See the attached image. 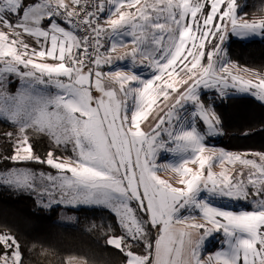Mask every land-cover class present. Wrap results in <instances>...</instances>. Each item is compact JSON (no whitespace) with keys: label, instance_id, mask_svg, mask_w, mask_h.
<instances>
[{"label":"snow or ice","instance_id":"obj_1","mask_svg":"<svg viewBox=\"0 0 264 264\" xmlns=\"http://www.w3.org/2000/svg\"><path fill=\"white\" fill-rule=\"evenodd\" d=\"M244 6L0 0V120L15 128L0 187L35 194L45 208L109 211L120 231L106 245L124 264H264V151L209 147L220 117L201 99L206 89L264 102V73L240 69L223 47L229 34L264 37V18L238 15ZM37 137L49 141L43 155ZM216 233L221 247L202 255ZM24 255L0 232V264H24Z\"/></svg>","mask_w":264,"mask_h":264},{"label":"trees","instance_id":"obj_2","mask_svg":"<svg viewBox=\"0 0 264 264\" xmlns=\"http://www.w3.org/2000/svg\"><path fill=\"white\" fill-rule=\"evenodd\" d=\"M245 5L239 15L264 16V0H238ZM229 58L239 65L264 70V38L244 40L234 35L228 42ZM15 90V88H14ZM220 117L225 135L212 142L234 151H264V102L250 95H229L209 98ZM15 132L9 123L0 120V154H11L6 133ZM247 133V134H246ZM36 150L43 155L49 150L46 137H37ZM45 168L43 165H35ZM59 207L44 208L28 193L0 187V232L8 231L20 241L24 264H65L69 255L87 260V264H124L125 257L106 245V234L120 229L113 215L103 208H81L76 225L57 221Z\"/></svg>","mask_w":264,"mask_h":264},{"label":"rangeland","instance_id":"obj_3","mask_svg":"<svg viewBox=\"0 0 264 264\" xmlns=\"http://www.w3.org/2000/svg\"><path fill=\"white\" fill-rule=\"evenodd\" d=\"M238 15H239V14H238ZM243 17H244L245 19H249V20H251V19H261V18H264V16H263V17H250V16H244V15H243ZM231 35H232V34H229L227 40L225 41V43H224V45H223L224 49L226 50V59L229 60L230 62H232V63L238 65V67H239L240 69L247 68V69H250V70H253V71H257V72L264 73V70H263V71H260V70H257V69L250 68V67H248V66H246V65H239L238 63L232 61V60L229 58V55H228V44H229V43H228V42H229V39H230V36H231ZM234 36H235V35H234ZM235 37H237V36H235ZM237 38H241V39H244V40H249V39H253V38H264V37H261V36H254V37H248V38H245V37H237ZM241 74H242V75H245V76H249V75H251V73H243V72H242ZM17 87H18V83L10 84V85L8 86L9 91H12V92H14V91L16 90ZM14 88H15V90H14ZM201 92H202V94H208L209 98H211V101H212V99L220 98V96L217 95V92H216L215 90H206V89H202ZM202 94H201V99L203 100V98H202ZM231 95H250V96H252L251 94H240V93H232ZM203 101H204V100H203ZM204 103H205V102H204ZM205 104H206V103H205ZM206 105H211V106L213 107V104H212V103H207ZM213 108H214V107H213ZM214 110H215V109H214ZM215 112H216V111H215ZM216 113H217V112H216ZM217 115H218V114H217ZM220 122H221V121H220ZM224 135H225V132H224V130L221 128V134H220V135H217V136H215V137H211V138H209V147L215 146V147H217V148H224V147H222V146H220V145H216V144H214V143L212 142V140H213L212 138H221V137L224 136ZM48 142H49V141H48ZM224 149L227 150V151H234V150H229V149H226V148H224ZM235 152H253V151H235ZM58 154L71 155L70 152H63V150H61V153H58ZM164 159H165V160L168 159V154H165V155H164ZM214 170H215V171H219L220 169H219L218 166H216V167L214 168ZM160 175L163 176V177H166V178H167V177H169V176H171V175H173V174H172V173H169V172H161ZM28 194L33 195V196L35 197L37 203L41 206V204L38 202V199H37V197H36L35 194H31V193H28ZM222 203H224V204H231V205H233L234 203H238L239 205H241L240 208H242L243 206L249 207V206H248L247 204H245L243 201H241V202H229V201H224V202H222ZM242 205H243V206H242ZM52 207H59V212H58V216H57V221L60 222V223H62V224H65V225H76V224H78V222H79V220H80V218H81L80 213H79V210H80L81 208H100V207H98V206H87V205H84V206H78V207H73L71 210H69L66 206H63V205H53ZM52 207H50V208H52ZM44 208H45V207H44ZM187 214H188V213H185V215H187ZM193 214L196 215L197 220L200 219V217H199L198 214H196V213H193ZM65 216H71V217H73V219H72L71 221H68V220L65 219ZM204 250H205V247H204ZM204 250H203L202 255L205 253Z\"/></svg>","mask_w":264,"mask_h":264},{"label":"crops","instance_id":"obj_4","mask_svg":"<svg viewBox=\"0 0 264 264\" xmlns=\"http://www.w3.org/2000/svg\"><path fill=\"white\" fill-rule=\"evenodd\" d=\"M231 206L233 207V209H241L240 208L241 205H239L238 203H234ZM242 209H244V210H251L250 207H246V206H243ZM222 239H223L222 233H216L212 237H209L206 240V242H205V246H204L205 247V250H204L205 253L203 255L204 256L211 255L215 251L219 250V248L221 247V241H222Z\"/></svg>","mask_w":264,"mask_h":264}]
</instances>
